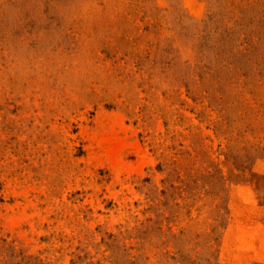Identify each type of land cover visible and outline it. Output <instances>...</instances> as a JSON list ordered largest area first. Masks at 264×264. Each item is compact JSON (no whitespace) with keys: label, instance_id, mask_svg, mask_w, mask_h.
I'll return each mask as SVG.
<instances>
[{"label":"rangeland","instance_id":"rangeland-1","mask_svg":"<svg viewBox=\"0 0 264 264\" xmlns=\"http://www.w3.org/2000/svg\"><path fill=\"white\" fill-rule=\"evenodd\" d=\"M0 264H264V0H0Z\"/></svg>","mask_w":264,"mask_h":264}]
</instances>
